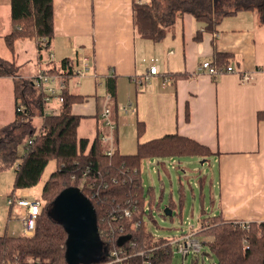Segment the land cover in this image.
I'll return each mask as SVG.
<instances>
[{"label":"crops","instance_id":"crops-1","mask_svg":"<svg viewBox=\"0 0 264 264\" xmlns=\"http://www.w3.org/2000/svg\"><path fill=\"white\" fill-rule=\"evenodd\" d=\"M53 21L49 46L38 52L34 39H17L11 53L4 39L11 29L9 0H0V57L13 58L19 66L17 76H0V126L14 119L15 81L39 70H59L62 59L85 55L88 69L64 80V88L84 98L71 108L83 116L79 137L91 143L110 132L101 118L109 96L114 145L121 153L135 152L137 121L145 126L142 140L174 132L191 137L212 152L205 208L225 220H264V22L256 11L224 16L216 32L182 13L158 41L137 34L132 0H53ZM215 50L230 53L229 65L251 73L252 80L200 71V63L211 62ZM153 64L159 72L149 75ZM44 105L59 112L55 97Z\"/></svg>","mask_w":264,"mask_h":264},{"label":"trees","instance_id":"trees-1","mask_svg":"<svg viewBox=\"0 0 264 264\" xmlns=\"http://www.w3.org/2000/svg\"><path fill=\"white\" fill-rule=\"evenodd\" d=\"M9 7L11 29L4 39L11 53L17 39H34L38 52L49 46L54 36L53 0H9ZM242 10L256 11L259 23L264 22V0H172L166 6L159 0H132V21L138 35L158 41L179 14L190 13L203 23V29L216 32L224 16ZM231 58L230 53L215 50L211 63L218 69L225 68ZM48 71L61 73L65 81L75 75L67 58L62 59L59 70ZM17 74L15 60L0 57V76ZM15 82L14 119L0 126V171L16 163L10 197L17 189L37 184L50 160L55 161V169L43 184L33 233L0 235V264H103L115 257L111 251L123 258L121 264H171L172 240L176 237L155 236L147 220L155 206L160 208L163 190L157 199L153 186L145 188L142 162L193 156L206 161L211 149L177 132L142 140L145 126L137 121L135 152L124 154L115 148L109 155L99 135L91 143L78 136L83 116L72 113L71 108L84 99L83 95L64 88L59 113L43 116L44 92L40 89L34 93L30 80ZM20 103L22 109L17 110ZM34 116H40L36 124ZM67 187H75L87 196L96 212L100 252L88 262L69 263L68 233L53 214L55 198ZM199 194V222L192 230L202 247L200 252L189 254L190 264H203L205 257L212 264H264V220L248 222L247 226L241 221L225 220L221 213L211 214L204 205L205 193L201 190ZM178 198L177 212L181 216L182 200L186 198L182 184ZM174 204L169 195L164 217L172 215Z\"/></svg>","mask_w":264,"mask_h":264},{"label":"rangeland","instance_id":"rangeland-1","mask_svg":"<svg viewBox=\"0 0 264 264\" xmlns=\"http://www.w3.org/2000/svg\"><path fill=\"white\" fill-rule=\"evenodd\" d=\"M172 0H159L162 6L171 3ZM39 91L37 86L33 87V92ZM3 109V107H2ZM33 124L38 121L37 117H33ZM130 143H132L130 137ZM126 146L129 143L125 144ZM127 151H132L134 148L126 147ZM198 157H182V158H165L155 160H144L142 162L140 172L142 182L147 188L153 186L155 189L156 198L163 195L164 198L160 202V208L156 206L152 209V215L148 220V228L155 236L175 238L181 233L189 230L190 226L197 228L199 222V196L200 191L205 193L204 205L209 206V190L213 170L209 165L210 158L203 161ZM16 163L6 169L0 171V235L7 233L9 235L24 234V226L21 220V207L13 204L9 205L8 199L13 188V180L15 175ZM55 169V161L50 160L46 165L40 180L37 184L28 188V193L25 197L33 199H41V191L44 182ZM202 187L199 188V184ZM183 185L186 190V198L182 200V214L179 216L177 208L178 202V187ZM23 190L17 189L13 196L22 197ZM171 195L175 202V209L171 216L164 217L162 215L167 198ZM177 204V205H176ZM175 245V244H174ZM173 245V258L171 264H190L191 256H183ZM201 262V260H199ZM116 264V263H115ZM203 264H212V260L206 257L203 259Z\"/></svg>","mask_w":264,"mask_h":264},{"label":"built area","instance_id":"built-area-1","mask_svg":"<svg viewBox=\"0 0 264 264\" xmlns=\"http://www.w3.org/2000/svg\"><path fill=\"white\" fill-rule=\"evenodd\" d=\"M88 58L85 55L78 56L71 60L72 67L74 73L83 74L84 71L88 69ZM199 69L202 72L207 73L210 76H216L223 73H237L241 75V78L245 81L252 80L253 76L251 73L242 72V74L232 65H228L225 68L218 69L215 67L210 61L204 60L200 63ZM159 72L158 66L153 64L148 69L149 75H154ZM145 78H148L146 76ZM28 80L32 81L37 85L39 90L41 89L44 92V101L48 102L52 97H55L58 102L63 101V96L61 95V91L65 87V77L61 73L48 72L46 70H39L32 76H29ZM107 102L104 103L101 118L103 120V124L109 129V133L103 134L100 136V139L104 142H108L107 154L111 155L115 150L114 138L112 135V131L116 127V123L111 118V107L109 104V96L106 97ZM22 109L21 103L18 104L17 110ZM59 113L58 110H49L43 109V116L47 114ZM155 162H157L155 160ZM9 205H17L21 207L22 214L21 220L24 226V234L31 235L34 231L35 218L40 210L41 201L40 199H33L25 197H9L8 199ZM126 215H129V211H125ZM243 225H248V221H241ZM194 227L190 226L189 230L181 233L175 239L172 240L173 243L176 244L177 251L183 256H187L190 253L200 252L202 244L201 241L196 238L194 231L192 230ZM111 255L115 256L112 261L106 262L103 264H121L122 257L116 255V251H111Z\"/></svg>","mask_w":264,"mask_h":264},{"label":"water","instance_id":"water-1","mask_svg":"<svg viewBox=\"0 0 264 264\" xmlns=\"http://www.w3.org/2000/svg\"><path fill=\"white\" fill-rule=\"evenodd\" d=\"M53 214L68 233L66 256L69 263L88 262L98 257L100 239L96 212L87 196L75 187L63 189L54 200Z\"/></svg>","mask_w":264,"mask_h":264},{"label":"bare ground","instance_id":"bare-ground-1","mask_svg":"<svg viewBox=\"0 0 264 264\" xmlns=\"http://www.w3.org/2000/svg\"><path fill=\"white\" fill-rule=\"evenodd\" d=\"M102 242V241H101ZM110 247V246H109ZM154 251V250H153ZM123 252V251H122Z\"/></svg>","mask_w":264,"mask_h":264}]
</instances>
